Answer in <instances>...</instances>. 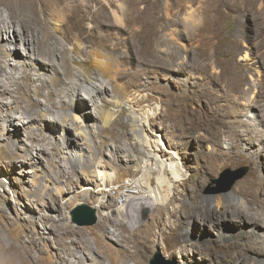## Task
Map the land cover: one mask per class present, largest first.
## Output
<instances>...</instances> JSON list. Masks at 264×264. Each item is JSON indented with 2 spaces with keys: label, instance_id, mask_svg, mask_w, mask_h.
I'll return each mask as SVG.
<instances>
[{
  "label": "rangeland",
  "instance_id": "rangeland-1",
  "mask_svg": "<svg viewBox=\"0 0 264 264\" xmlns=\"http://www.w3.org/2000/svg\"><path fill=\"white\" fill-rule=\"evenodd\" d=\"M100 1L94 0L91 9L80 7L75 10L77 19L70 26L65 27L68 36L74 39L76 34H81L87 46L96 42L99 47L106 44L110 48L114 42L121 41L123 49L130 50L127 63L121 65V69H125L126 73L131 69L140 72L136 82L137 88L142 91L140 96L142 105L155 107L159 105L153 123L157 125L155 128L164 129V138L167 142L173 138L172 133H166L168 128L190 126L225 128L235 114L233 99L238 92L235 91L237 90L235 78L240 74H246L245 84L241 88H245L250 74L259 78L262 88L255 95L264 108V0H157L151 4L144 3L145 6L141 3L135 8L124 0H117L116 2H125L122 10L117 6L114 7L122 18L116 20L114 13L112 16L110 10H105L104 15L107 20L96 22L94 33L90 34L88 33L90 30L88 27L92 24L90 17L102 5ZM150 7L154 11V24L146 26L145 23L150 18ZM9 14H13L16 19L15 27L10 31V38L14 35V28L21 32L23 26L30 31L43 28L50 18L49 11L44 10L40 4L39 12L36 14L29 0L21 2L0 0V18L7 20ZM49 27L61 43L69 46L61 33L51 28L50 23ZM139 30L143 32L141 41L139 35L136 39L132 37V34ZM6 35L9 36L7 33ZM127 45L131 46L127 48ZM144 45L152 47L155 51L166 50L169 46L171 53H174L173 69H161L152 63L148 64L145 61V54L142 55L141 49ZM10 46L15 45L9 44L8 47ZM17 46L23 53L28 51L22 38L18 39ZM185 58L188 60L185 71L178 73L174 70L177 69L178 60L182 61ZM149 60L153 59L149 57ZM160 62L164 63L165 59ZM8 70L11 71L10 68ZM130 79L129 75L123 79L129 87H131ZM205 89L209 91L208 97L201 94ZM92 90V86L87 85L86 91H82L83 96L88 97ZM43 92L45 93V90ZM168 92L175 95L186 94L188 107L179 105V99L170 98ZM3 98L1 96L0 101ZM37 99L42 103L45 101L44 96H39ZM92 102L87 99L89 108H92ZM38 109L36 107L33 112ZM121 118L118 117L107 132H101L94 137L100 150L88 153L87 157L92 161L89 168L92 174L84 175L83 165H74L68 159L66 155L68 153L62 152L68 150L64 148L68 145L60 138L61 132L56 133L57 142L54 144L55 147L63 149L61 153L56 149H50L49 142L52 138L49 132H44L46 140L43 144L49 147L48 151H44L40 149L38 142L45 137H39L38 140L28 138L24 125H21L19 131L11 130L0 139L1 145L9 142L11 148L10 151H2L0 147V176L7 179L6 185L3 187L0 185V264H76V256L81 255V249L87 247L88 242H94L92 230L103 235L105 244L119 252L121 259L126 260L125 264H136L137 259L132 255L135 251L137 258L142 259L145 264H151L150 260L156 252H160L165 262L168 261L169 264L223 262L214 257L212 252L207 256L203 253H189L188 258L182 257V253L179 252L182 244L200 243L198 237L201 233L196 226V220L191 224L193 227L191 236L186 237L181 244L170 246L173 226L182 223L185 219L183 211L175 215L166 211L159 225L154 219V216L158 215L155 206L143 210L133 227L127 223L117 225L103 219H98L93 225H77L72 221L71 210L76 205L70 207L67 198L74 192H79L80 196L84 193L86 201L83 203L95 204L102 190L101 177L96 175L98 169L105 171L110 177L107 182V189L110 191L109 194L107 192L106 206L119 199V192L125 191L127 189L125 185L139 174V169L132 166L136 156L128 147V135ZM10 134L13 138L17 136L21 148L18 149L14 145L15 142ZM179 139L182 138L178 137L177 141H181ZM220 140L224 148L230 142L227 137H222ZM74 142L83 143V140L75 136ZM84 145L83 143L82 146ZM180 150H184L183 153L181 152L182 161L192 165L190 169L184 168L190 184L178 186L175 200L169 204V210L174 209L184 199L187 201L185 205L189 206L191 189L195 184L201 193L229 191L224 188L237 172L243 171V175L233 182L230 190L238 188L239 182L246 178L251 170L246 163L220 165L216 172L200 170L196 168L197 163L194 160L197 154L195 146L191 145L184 149L181 147ZM209 150L204 149L205 152ZM10 152L15 153L17 160ZM26 157L34 161L38 167L45 168L48 176L53 177V185L45 181L56 191L55 201L42 192L36 193L34 167L23 163L22 160ZM258 159L262 161L263 167L254 165L253 168L264 170V153L259 155ZM85 183H89L92 187L84 192L82 188ZM208 227L204 235H216L217 229H213L212 233L210 226ZM111 234H116L115 238H111ZM231 241L235 239H222L221 244H229ZM217 247L218 244L213 246V248ZM88 255L92 256V254ZM101 255L102 263L92 262L90 259L86 263L113 264L104 254ZM224 264L231 263L225 261Z\"/></svg>",
  "mask_w": 264,
  "mask_h": 264
},
{
  "label": "bare ground",
  "instance_id": "bare-ground-1",
  "mask_svg": "<svg viewBox=\"0 0 264 264\" xmlns=\"http://www.w3.org/2000/svg\"><path fill=\"white\" fill-rule=\"evenodd\" d=\"M116 1H100L102 5L98 7L96 13L92 12L94 14L90 17L92 24L88 27L90 29L87 30L88 33H94L96 22L107 20L104 15L105 10H110L112 16L114 13L116 20L122 18L114 7L117 6L122 10L125 2ZM124 1L133 6L132 8L140 6L141 3L157 2V0ZM92 2L94 3V0H29L36 14L39 12L40 4L44 10L49 11L50 18L43 28L30 31L23 26V32L14 28L12 38L10 31L15 27V16L9 14L7 20L0 18V97H4L0 101V139L11 130L19 131L21 125H24L27 137L33 140L45 137L44 132H49L52 138L49 142L50 149H56L61 153L63 149L54 146L57 142L55 135L61 132L60 138L68 145V147L64 146L68 150L62 152L68 153L66 155L74 165H83L84 175L92 174L89 170L92 161L87 156L88 153L100 150L94 137L101 132H107L113 122L118 117H122L128 135V147L136 156L132 166L139 169V174L130 179L128 184H124L127 189L119 192V199L106 206L105 200L110 191L107 189V182L110 177L103 170L96 171V175L101 177L102 190L96 203L91 206L95 208L98 219L112 221L117 225L127 223L133 227L143 210L155 206L158 215L154 216V219L159 225L166 211L174 215L183 211L185 219L182 223H175L176 225L173 226L170 246L181 244L186 237L191 236L193 231L191 224L194 220L201 235L198 237L200 243H189L190 246L187 243L181 245L179 252L182 253V257L188 258L189 253H203L207 256L212 252L214 257L223 261L221 264L225 261L231 264H264V170L253 168L254 165L263 167L262 161L258 158L264 153V108L255 95L262 88L259 78L250 74L245 88L241 86L245 84L246 74H240L235 78V88H237L235 91L238 92L237 95L234 94V99L231 98L234 102L235 114L225 128L219 126L168 128L166 133H172L174 139L167 142L164 138V129L155 128L157 125L153 123L159 105L156 107L142 105L140 99L142 91L137 88L136 82L140 72L131 69L127 74L125 69H121V65L127 63L130 50L123 49L121 41L114 42L110 48L106 44L99 47L96 42L87 46L81 34H76L74 39L68 36L65 27L70 26L77 19L75 10L80 7L90 8ZM149 17L146 26L154 24L152 7L149 8ZM37 20H40L39 16ZM49 23L55 32L61 33L69 46L58 40ZM136 32L132 37L136 39L139 35L141 41L142 30ZM19 38H22L27 45L26 53L17 46ZM9 44L15 46L8 47ZM167 47L166 50L155 51L152 47L144 45L141 49L142 55L145 54L146 58H144L148 64L152 63L161 69H173L174 53H171L169 46ZM149 57L153 60H149ZM163 59L165 62L161 63ZM10 60L16 62L12 63ZM187 64L186 58L182 61L178 60L177 69L174 70L178 73L184 72ZM19 69L22 71H18ZM126 75L131 77L129 85L132 88L123 81ZM87 85L93 88L92 93L86 97L93 101L92 108H89L87 99L82 94V91H86ZM201 94L208 97L209 91L205 89ZM167 95L172 99L178 98L179 105L188 107L186 94L175 95L168 92ZM39 96H44V103L37 99ZM7 98L13 100L9 101ZM95 98L101 100L97 101ZM36 107L39 109L33 112ZM75 136L80 137L85 145L75 143ZM178 137L182 138L179 139L181 141H177ZM222 137L230 139L225 148L220 140ZM17 139L16 135L14 138L12 136L14 145L19 149L22 145ZM45 140L46 137L41 138L38 143L40 149L48 151L49 147L43 144ZM191 145L197 149L194 157L197 169L216 172L220 165L246 163L251 168L250 173L239 182L238 188L232 190L224 188L229 191L201 193L195 184L188 201L190 205L186 206L187 201L184 199L174 209L169 210V204L174 202L178 186L190 184L184 168L190 169L192 165L182 161L181 152L183 153L184 150L180 148L184 149ZM0 147L2 151L11 150L9 142L0 144ZM205 148L210 150L205 152ZM12 154L17 160L15 153ZM22 161L34 167L36 193L42 192L55 201L56 191L53 186L46 183L47 181L52 183L53 177H49L45 168L38 167L27 157ZM192 175L193 173L190 177ZM6 180L4 176H0L2 187L6 185ZM91 187L89 183H85L82 191L85 192ZM81 195L79 192H74L68 196L70 207L86 201V194ZM208 226L212 233L213 229H217L216 235H204ZM91 233L94 242H88L87 247L81 249V255L76 256V264H87L86 261L89 259L92 262L102 263L101 254L113 264H125L126 260L121 259L120 253L105 244L101 233L96 230H92ZM115 236L116 234H111V238ZM227 238L235 241L221 244V240ZM215 244H218L217 248H213ZM135 252L132 255L137 259L136 264H145L142 259L137 258Z\"/></svg>",
  "mask_w": 264,
  "mask_h": 264
},
{
  "label": "water",
  "instance_id": "water-1",
  "mask_svg": "<svg viewBox=\"0 0 264 264\" xmlns=\"http://www.w3.org/2000/svg\"><path fill=\"white\" fill-rule=\"evenodd\" d=\"M243 175V171L237 172V174L231 178L227 183L226 188L230 189L233 182ZM72 221L77 225H93L98 221V216L94 207L87 203L77 204L71 210ZM151 264H169L170 262L164 260L160 252H156L150 260Z\"/></svg>",
  "mask_w": 264,
  "mask_h": 264
}]
</instances>
